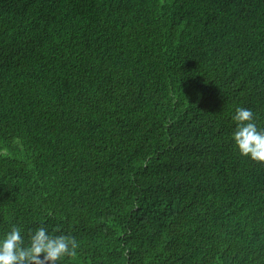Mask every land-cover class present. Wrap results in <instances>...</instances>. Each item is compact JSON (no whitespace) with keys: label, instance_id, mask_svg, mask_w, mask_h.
Here are the masks:
<instances>
[{"label":"trees","instance_id":"obj_1","mask_svg":"<svg viewBox=\"0 0 264 264\" xmlns=\"http://www.w3.org/2000/svg\"><path fill=\"white\" fill-rule=\"evenodd\" d=\"M238 106L264 129V0H0V236H74L58 264H264Z\"/></svg>","mask_w":264,"mask_h":264},{"label":"clouds","instance_id":"obj_2","mask_svg":"<svg viewBox=\"0 0 264 264\" xmlns=\"http://www.w3.org/2000/svg\"><path fill=\"white\" fill-rule=\"evenodd\" d=\"M231 119V143L236 153L264 166V129L257 126L253 111L238 106ZM79 247L74 236L52 234L43 225L25 236L21 227L13 224L0 236V264H58L64 258L75 257Z\"/></svg>","mask_w":264,"mask_h":264}]
</instances>
